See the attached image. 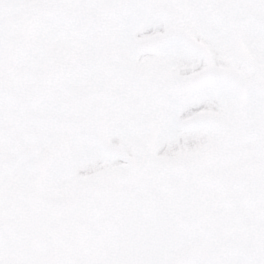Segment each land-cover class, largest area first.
<instances>
[{"label": "snow or ice", "instance_id": "1", "mask_svg": "<svg viewBox=\"0 0 264 264\" xmlns=\"http://www.w3.org/2000/svg\"><path fill=\"white\" fill-rule=\"evenodd\" d=\"M0 264H264V0H0Z\"/></svg>", "mask_w": 264, "mask_h": 264}]
</instances>
